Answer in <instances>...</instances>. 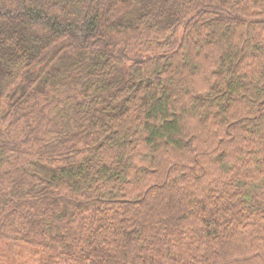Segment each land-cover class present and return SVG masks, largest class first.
Here are the masks:
<instances>
[{"label": "trees", "instance_id": "16d2710c", "mask_svg": "<svg viewBox=\"0 0 264 264\" xmlns=\"http://www.w3.org/2000/svg\"><path fill=\"white\" fill-rule=\"evenodd\" d=\"M15 245L33 264H264V0H0Z\"/></svg>", "mask_w": 264, "mask_h": 264}, {"label": "rangeland", "instance_id": "374dc122", "mask_svg": "<svg viewBox=\"0 0 264 264\" xmlns=\"http://www.w3.org/2000/svg\"><path fill=\"white\" fill-rule=\"evenodd\" d=\"M0 256H6L9 264H16L18 260H21L24 264H33L35 262L30 250L19 245L10 246L3 252L0 251Z\"/></svg>", "mask_w": 264, "mask_h": 264}]
</instances>
